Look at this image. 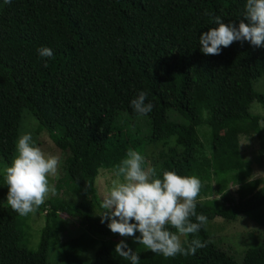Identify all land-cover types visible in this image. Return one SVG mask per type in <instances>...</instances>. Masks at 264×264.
<instances>
[{"label":"trees","instance_id":"obj_1","mask_svg":"<svg viewBox=\"0 0 264 264\" xmlns=\"http://www.w3.org/2000/svg\"><path fill=\"white\" fill-rule=\"evenodd\" d=\"M246 0H0V163L11 162L23 109L66 152L64 175L36 211L44 225L35 249L24 242L28 224L8 203L0 172V264H50L47 261L59 213L76 218L81 230L59 242L65 264H130L115 245L125 242L139 264H264V242L249 249L244 262L221 250L208 224L215 217L235 220L264 205V180L251 178L250 161L239 150L241 134L259 139L257 161L264 163V137L250 105L264 102L253 80L264 74V46L247 41L205 55L199 34L243 18ZM48 47L51 57L38 49ZM140 91L153 108L138 115L131 100ZM175 113L178 120L170 118ZM121 113L148 119L144 136L118 123ZM211 133L209 157H197L198 128ZM224 131L223 133H221ZM175 137L160 170L195 175L202 187L197 213L207 217L198 233L205 247L195 255L165 258L132 237L106 239L95 179L100 168L115 167L128 148ZM159 175L162 177V172ZM237 185L236 198L228 192ZM70 193L76 198L62 197ZM213 193L219 197L209 196ZM193 222H195L193 218ZM174 230V229H173ZM139 235V232L136 233ZM184 239V238H183ZM94 249L92 259L82 253Z\"/></svg>","mask_w":264,"mask_h":264},{"label":"clouds","instance_id":"obj_2","mask_svg":"<svg viewBox=\"0 0 264 264\" xmlns=\"http://www.w3.org/2000/svg\"><path fill=\"white\" fill-rule=\"evenodd\" d=\"M10 2L4 0L5 4ZM215 25L199 34L198 43L205 55H219L222 47L236 41L264 46V0H246L238 24L225 23L216 16ZM38 53L41 57L53 55L48 47H41ZM146 97L147 93L140 91L131 100L136 114L143 116L151 112L153 105L145 103ZM60 160L59 155L46 154L31 132L19 134L11 163L2 171L8 186L7 203L20 216L35 213L46 198L56 194L57 189L49 178L57 176ZM145 164L146 158L139 151L128 148L115 166V178L103 195V211L98 214L101 223L107 221L114 234L132 237L138 245L165 258L195 255L205 244L198 238L187 237L195 236L207 223V217L196 211L202 187L200 179L168 169L160 170L161 177L155 168ZM114 252L130 264H139V253L123 239L116 243Z\"/></svg>","mask_w":264,"mask_h":264},{"label":"rangeland","instance_id":"obj_3","mask_svg":"<svg viewBox=\"0 0 264 264\" xmlns=\"http://www.w3.org/2000/svg\"><path fill=\"white\" fill-rule=\"evenodd\" d=\"M254 88L264 93V74L253 80ZM250 110L254 114L264 115V102L254 101L250 105ZM170 118L178 120V116L175 113H169ZM118 123L123 129L137 134L139 136L146 135L149 130L148 119L141 116H130L126 113H121L118 117ZM260 130L264 137V122H260ZM22 132H31L33 134L34 141L42 148L46 154L59 155L60 165L56 177H50V183L54 184L58 179L64 175V161L66 152L56 147L53 141L48 136V133L41 129L38 120L31 114L28 109H23L21 114V120L18 129V136ZM222 131L221 133H223ZM239 141V150L244 159L250 161L251 166V178H261L264 180V163L259 164L257 161L259 139L256 134H241ZM18 139V137H17ZM210 139L211 133L208 128H198L197 133V157L200 159L207 158L210 155ZM175 145V137H170L167 140L152 142L149 144H143L141 148L137 149L145 158V167H153L157 170L159 175L160 167L163 159L168 155L170 147ZM11 163V162H10ZM9 163V164H10ZM7 163H0V172H3V168ZM115 167L100 168L95 179V185L97 187L100 198H103L108 186L112 179L115 178ZM237 185L230 183L228 186V192L236 198L235 190ZM62 197L76 198V196L70 193L60 194ZM219 197L218 194L213 193L209 196ZM49 198V197H48ZM46 198V199H48ZM7 203V199L4 200ZM94 214H100V211L94 206ZM25 222L28 224L27 234L24 238V242L28 248L35 249L40 238V230L44 225V217L42 213L35 212L28 216H23ZM81 230L79 221L67 216L64 213H59L53 228V239L49 246L47 261L50 264H65L63 256L61 254L59 242L66 238L77 234ZM208 231L211 239L215 244L224 252L233 256L238 262H244L247 251L253 247H258L264 242V205L260 206L257 210L242 214L235 220H224L221 217H215L208 224ZM122 237L119 234L110 232L108 238L112 240H118ZM183 239V237H182ZM94 249L87 250L82 253L83 259H92L94 256Z\"/></svg>","mask_w":264,"mask_h":264}]
</instances>
